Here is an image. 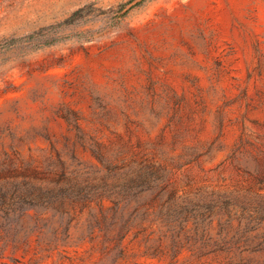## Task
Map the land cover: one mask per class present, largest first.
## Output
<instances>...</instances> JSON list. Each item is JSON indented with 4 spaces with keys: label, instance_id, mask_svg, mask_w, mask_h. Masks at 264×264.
Instances as JSON below:
<instances>
[{
    "label": "rangeland",
    "instance_id": "1",
    "mask_svg": "<svg viewBox=\"0 0 264 264\" xmlns=\"http://www.w3.org/2000/svg\"><path fill=\"white\" fill-rule=\"evenodd\" d=\"M64 116L113 162L162 165L165 187L119 206L133 220L118 246L91 238L87 211L67 222L28 209L0 239V264H226L190 247L192 218L179 224L169 206L200 188L264 193V0H0V176L57 153L70 170L102 169ZM226 218L210 217L212 234Z\"/></svg>",
    "mask_w": 264,
    "mask_h": 264
},
{
    "label": "trees",
    "instance_id": "2",
    "mask_svg": "<svg viewBox=\"0 0 264 264\" xmlns=\"http://www.w3.org/2000/svg\"><path fill=\"white\" fill-rule=\"evenodd\" d=\"M45 37L41 45L55 41L48 35ZM64 118L68 125L78 131L79 141L88 146L102 164V169H98L102 174L98 175V170H70L59 153L57 161L47 163L43 169L24 168L18 172L12 165L9 164L10 168L7 165L4 169L9 174L0 176V179H9V182L0 183V239L8 236L13 224L19 225L20 218L25 216L28 209L52 210L54 215H59L62 220L65 217L67 222L87 211V229L91 238L97 229L103 241L118 246L133 220L130 217L123 219L122 214L118 213L119 206L123 208L147 192H151L154 198L152 190L160 192L165 187L166 170L151 160L111 161L101 143H87L79 134L78 117L74 120L67 116ZM256 179L259 189H263L264 173H260ZM103 198L112 202L110 210L106 212L100 207L99 213H96L92 204H99ZM171 206L174 209L169 210V214L176 215L179 224L192 218L195 227L190 247L196 249L199 256L225 253L226 264H264V257L257 259L244 255L245 252L264 251V229L257 231L264 221V193L258 192L254 196L222 194L200 188L193 197L188 198L173 192V204L169 208ZM215 213H224L227 218L219 221V229L214 235L209 229V222ZM233 219L238 220L234 231L229 229ZM52 233L56 235L57 230L53 229Z\"/></svg>",
    "mask_w": 264,
    "mask_h": 264
}]
</instances>
